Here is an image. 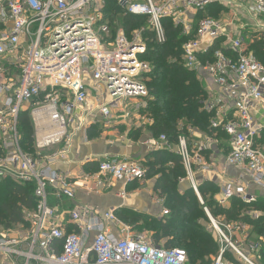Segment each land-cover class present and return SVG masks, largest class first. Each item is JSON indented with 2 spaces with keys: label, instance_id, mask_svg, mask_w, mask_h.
Wrapping results in <instances>:
<instances>
[{
  "label": "built area",
  "instance_id": "1",
  "mask_svg": "<svg viewBox=\"0 0 264 264\" xmlns=\"http://www.w3.org/2000/svg\"><path fill=\"white\" fill-rule=\"evenodd\" d=\"M221 1L117 3L124 15L146 17L154 40L163 44L167 41L164 19L175 22L187 11L196 15ZM247 1L259 29H264V0ZM105 8V0H0V182L11 178L34 184L37 200L36 208L24 214L27 227L0 236V255L7 264H189L184 249L167 248L147 234L133 233L114 211L81 207L67 212L50 204L51 199L57 203L76 197L70 176L53 168L71 144L73 131L99 122L110 124L129 104L135 102L136 107L140 102L139 111L151 99L146 85L151 66L140 58L147 49L142 33L128 36ZM224 27L217 18L201 19L196 38L182 45L181 57L186 70L204 73L218 89L208 108L216 111L211 129L226 137V170H237V176L222 187L217 202L222 209L235 199L247 205L264 203V63L240 37L227 35L211 54L224 38ZM189 33L185 29L183 34ZM93 96L94 104L90 103ZM22 112H28L34 124V155L21 145ZM220 140L208 138L193 145L186 135L177 138L186 180L202 205L197 175L211 169L203 152ZM154 144L171 148L165 135ZM62 146L61 151L44 155ZM99 174L100 186L105 180L130 184L144 181L147 168L132 158H105L99 163ZM119 197L124 200L126 191ZM204 210L218 244L214 264H229L228 254L242 264H261L264 237L254 239L249 224L214 218ZM256 211L246 215H264ZM169 214L163 209V217Z\"/></svg>",
  "mask_w": 264,
  "mask_h": 264
},
{
  "label": "trees",
  "instance_id": "2",
  "mask_svg": "<svg viewBox=\"0 0 264 264\" xmlns=\"http://www.w3.org/2000/svg\"><path fill=\"white\" fill-rule=\"evenodd\" d=\"M105 2L106 15L111 17V20H116L117 16L120 26L124 28L128 36L135 30L137 24H142L147 20L142 16L124 15L117 0H105ZM210 6L204 11L206 12ZM204 11L199 12L200 15ZM119 12L123 14L122 21H120ZM170 21V19L163 21L167 34V41L163 44H158L152 33H145L147 49L140 58L141 61L151 66L147 77L151 74L153 78L151 83L146 82L151 95L144 113L151 120L148 130L155 136L165 135L169 142H175L180 135L186 133L185 129L180 126V122L183 121L186 126L207 133L213 132L210 129L213 114L205 109L208 97L205 85L198 80L194 71L186 70L179 60L182 57L181 43L185 37L180 36L177 27ZM257 47L259 52H264V40L258 42ZM33 133V125L28 112H22L19 115V134H21V142L25 141L21 144L24 152L28 150V146L30 148L33 145ZM32 148L34 150L33 146ZM0 156H2L1 148ZM170 157L175 167L169 172L166 167L156 171V166H150L152 174H160L156 189L160 191L162 197L166 198L165 204L167 208H171L172 213L170 212L167 217L157 219L120 210L115 214L121 222L132 227L133 232L138 229H149L154 232L153 239L156 244H163L167 248L184 249L189 258V264H212L211 259L218 253L215 236L213 237L210 228L208 229L210 222L204 212L205 207L213 216L223 213L230 220L251 224L254 228L253 233L264 237V217L252 220L248 216H242L241 213L242 209L251 207L264 213L263 202L247 205L240 200H234L229 210L219 209L214 200L218 192L217 186L205 182L199 187L204 200V204L201 205L193 190L188 189L181 193L179 179L185 176L184 168L178 156ZM50 204L54 205L52 199ZM36 206L34 184H21L12 179H4L0 182V227L8 228L20 224L26 226L24 214L34 210ZM261 255V263L264 264V249ZM226 257L233 259L230 254Z\"/></svg>",
  "mask_w": 264,
  "mask_h": 264
},
{
  "label": "crops",
  "instance_id": "3",
  "mask_svg": "<svg viewBox=\"0 0 264 264\" xmlns=\"http://www.w3.org/2000/svg\"><path fill=\"white\" fill-rule=\"evenodd\" d=\"M198 73L201 76L198 80L205 85L208 93L205 109L208 112L215 114L211 119L212 123V120L216 117V111H209L208 108L209 105L215 101L214 96L218 89L210 83L204 73ZM90 103L94 104V96L90 98ZM136 103L141 104L138 101H136ZM137 104L136 107L135 102L129 104L125 113L121 114L110 124L107 122H99L90 128L73 131L72 142L67 148L65 147V149H67L66 153L63 157L59 158L58 162L53 166L55 170L68 174L71 182L76 188V197L74 200L71 201L65 199L62 202H54L60 210L68 212L81 207H87L100 213L109 210L114 212L124 210L127 212L130 211L141 215H147L152 218H164L162 212L163 209H167L165 204L166 198L162 197L160 191L156 189L160 174H152L150 165L156 166V171L161 170L162 167H166L168 170L167 172L173 169L175 164L170 156H178L176 147L177 141L170 142L171 148L169 149H159L156 147L154 143H159L160 136H155L148 130V126L151 125V120L146 114H144L146 108L137 111ZM189 127L191 129H189L187 137L191 140L193 145L200 143L203 144L204 140L208 138L218 137L221 139V137H225L221 133H215L213 135L212 133L215 131H213L211 127L210 129L213 131L211 132L212 135L197 128ZM224 139L225 142H223L222 139L220 140L221 143L219 145H215L211 150H205L203 152V156L206 159L205 162L209 164L211 169L208 172H201L197 175L200 184L199 186L205 182L217 186L218 192L214 196L216 203L221 197L222 187L225 183L232 177L237 176L236 169L227 167L226 170L225 160L229 152V146L226 144V137ZM62 148L63 146L56 147L55 149L52 148L45 152L55 153L61 151ZM116 157L132 158L142 161L147 168L146 179L142 182H132L130 184L105 180L103 181L102 186H100L97 182L100 178L99 163L105 158ZM179 189L181 193L188 189L191 190L190 185L186 180V172L185 176L179 179ZM122 191H126V198L124 200L119 197V193ZM232 202L225 209L229 210L232 206ZM247 210L248 212L256 211L252 207ZM259 213L262 214L263 212L259 211ZM262 216L264 217V215H261L259 218ZM213 217L216 218L215 216ZM259 218L254 217L253 219ZM140 225H142V223ZM249 225L250 228H253L251 224ZM21 226L23 225L20 224L13 226V229L20 228ZM66 226L71 229L68 223ZM209 227H211V224ZM131 229L133 231L132 227ZM115 231L116 230H114V232ZM252 236L254 239L255 237H258V235H255L254 233H252ZM231 256L237 264H242L237 261L233 255ZM236 263L229 261V264ZM0 264H7L2 256H0Z\"/></svg>",
  "mask_w": 264,
  "mask_h": 264
},
{
  "label": "rangeland",
  "instance_id": "4",
  "mask_svg": "<svg viewBox=\"0 0 264 264\" xmlns=\"http://www.w3.org/2000/svg\"><path fill=\"white\" fill-rule=\"evenodd\" d=\"M155 1H159V0H155ZM119 14L121 16V17H119L121 19L120 21H122L123 14L120 12H119ZM207 17L217 18L218 20H221L222 22H224V26H225L224 32H223L224 38H221V40L215 44V46L212 49L211 54H213L215 52V50H218L221 48L222 44L227 39L226 38L227 35L230 36L231 38L240 37V38H243V40L245 41L246 49L250 53H253L258 58L259 61L264 63V52H259L258 47H257V43L264 40V29H259L256 14L254 13L252 5L250 6V4L248 3L247 0H222L221 2L215 3V4H213V6H210L209 9L206 12L204 11V13L202 15H200V13L195 15L193 12L187 11L183 14V17L181 19H179L178 21H175V22L181 23L183 20H185V21H183V24L182 23L181 24L175 23L173 21V19H170L171 20L170 22L174 26H176L178 29V32H180V36L185 37V40L181 43L182 45L186 41H189V40L196 38V28L198 26V22L201 19L207 18ZM117 18L118 17L116 16V20H117ZM117 22H118V20H117ZM118 28H122V26H120V22H118ZM184 28L187 30V32H190L188 36H185L183 34L185 31ZM262 28H264V20H263ZM135 32H141L142 33V36L145 40V44H146V48H147V39H145V37H144L145 33L150 32L147 20H146V22H144L142 24H137L135 30L130 32L129 36L133 35ZM180 53H181V48H180ZM179 60L181 61V59H179ZM195 73L198 75L197 76L198 78H201V76L198 72H195ZM152 81H153V78H152V75L150 74L147 77L146 82L148 84V82L151 83ZM214 115L215 114L213 113V116ZM262 122H264V120ZM184 124H185L184 121L180 122V126L183 129H185V131L187 133V134L185 133V135L187 136L188 131L191 128L189 126L184 125ZM32 125H34V124H32ZM33 132H34V126H33ZM209 134H211V132ZM212 134L214 135L215 132H213ZM20 137H21V134H20ZM224 138L221 137V140L223 139V142H225ZM22 142L25 143V141H23V140H22ZM22 142H21V144H22ZM32 146L30 148L28 146V150L25 149L28 154H34L35 153L34 150H32L33 149ZM50 153L45 152L44 155H47ZM6 179L11 180V178H6ZM167 210H169V212L172 213L171 208L168 207ZM247 212H248L247 208L242 209L241 210L242 216H247L246 215ZM215 217L216 218L222 217L221 219H225L227 222H234V223L239 222V221H234V220L228 219L227 215H225L223 213H219ZM250 218L253 220L254 217H250ZM10 229H13V227L5 228L4 226H1L0 227V236L3 234H6L7 231ZM208 229L211 230L213 237H214L215 236L214 230L211 229V227H208ZM253 230H254V228L249 229V231L251 233H253ZM133 233L147 234V235L151 236L152 239L154 237V235H153L154 232L150 231L149 229L148 230L147 229H138V230L134 231ZM180 247H182V246H180ZM215 257L216 256H213V258L211 259L212 264H214ZM228 259H229V261H233L235 263V261L233 259H231L229 257H228Z\"/></svg>",
  "mask_w": 264,
  "mask_h": 264
}]
</instances>
